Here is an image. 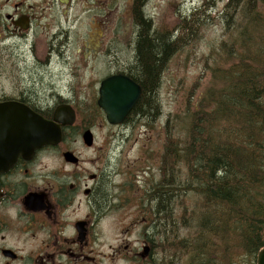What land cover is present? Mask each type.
Segmentation results:
<instances>
[{
    "label": "flooded vegetation",
    "instance_id": "flooded-vegetation-1",
    "mask_svg": "<svg viewBox=\"0 0 264 264\" xmlns=\"http://www.w3.org/2000/svg\"><path fill=\"white\" fill-rule=\"evenodd\" d=\"M231 1L202 5L210 7L206 15L222 7L227 18ZM193 19L195 0H0V104L27 108L63 132L58 145L20 156L0 173V264H140L139 258L148 264L151 226L145 218L128 221L121 207L127 190L125 182L115 183L125 176L121 160L111 167L113 156L86 153L95 149L98 132L112 135L97 153L112 140L130 143L145 127L137 113L144 99L149 104L153 84L139 74L142 38L168 43L157 94L165 70L178 62L180 33ZM106 80L133 95L140 90L120 126L110 125L99 106ZM137 227L138 251L131 240Z\"/></svg>",
    "mask_w": 264,
    "mask_h": 264
},
{
    "label": "trees",
    "instance_id": "trees-1",
    "mask_svg": "<svg viewBox=\"0 0 264 264\" xmlns=\"http://www.w3.org/2000/svg\"><path fill=\"white\" fill-rule=\"evenodd\" d=\"M250 22L232 44L238 61L217 69L195 111L182 118V135L176 123L167 132L160 179L141 199L166 247L163 264H253L264 248V37ZM142 39L139 74L153 85L137 116L153 125L169 47L147 34Z\"/></svg>",
    "mask_w": 264,
    "mask_h": 264
},
{
    "label": "rangeland",
    "instance_id": "rangeland-1",
    "mask_svg": "<svg viewBox=\"0 0 264 264\" xmlns=\"http://www.w3.org/2000/svg\"><path fill=\"white\" fill-rule=\"evenodd\" d=\"M233 1L237 3L232 6L227 18H223V14L220 13L222 7L216 13L200 18L201 13L210 7L207 3L202 5V0H195L199 2L202 10L195 13V21L191 20L180 33L183 41L177 64H172L165 70L160 89L156 94L160 107L158 120L153 125L149 123L145 125L144 122L139 121V125L145 127L137 129L130 143L121 141L115 143L112 140L110 146L106 145L99 153H97L98 148L104 146L105 139L112 133L98 132L95 149L86 153L88 158L98 156L101 152L106 160L113 156L114 163L111 167L115 165L117 159L121 160L119 165L125 176L116 178L115 183L127 184V190L120 198L121 207L128 211V221L133 219L140 221L142 217L148 216L146 214L149 213V207L144 208L140 199L148 187L160 179L161 163L163 164L164 161L161 158L164 155L167 132L171 129L173 131V124L176 123L177 132L182 135L185 131L182 118L189 112L195 111V100L200 98L210 80L218 75L217 69L221 67L226 70L238 61L236 56L231 55V49L239 30L248 26L250 21H255L259 29L258 34L264 37V0H232L231 2ZM238 49V46L234 47L235 51ZM240 51H242L241 47ZM235 53L237 56L240 54V52ZM117 131L113 130V133L116 134ZM136 139L139 141L136 142ZM133 168L139 169L136 176L131 175ZM124 178L130 180L125 181ZM189 207L192 211L195 209L194 205ZM140 234L141 228L137 227L134 237L131 238L136 240L137 251L141 247ZM159 239L160 235L151 231V240L154 242L151 245L152 254L148 264L164 263L166 247L159 243ZM137 261L141 264L143 260L139 258ZM243 264L252 263L250 259H245ZM253 264H257V261Z\"/></svg>",
    "mask_w": 264,
    "mask_h": 264
},
{
    "label": "water",
    "instance_id": "water-1",
    "mask_svg": "<svg viewBox=\"0 0 264 264\" xmlns=\"http://www.w3.org/2000/svg\"><path fill=\"white\" fill-rule=\"evenodd\" d=\"M114 82L106 80L102 83L99 106L111 125H119L136 105L140 90L133 95L130 87L113 88ZM61 140V128L54 123L15 104L0 105V150L3 151L0 173L6 171L19 156L32 155L37 149L57 145ZM85 140L89 146L92 145L90 133L85 134ZM257 264H264V248L258 253Z\"/></svg>",
    "mask_w": 264,
    "mask_h": 264
}]
</instances>
